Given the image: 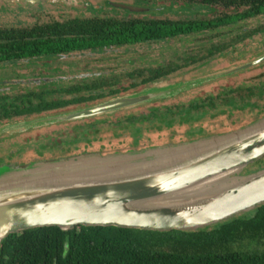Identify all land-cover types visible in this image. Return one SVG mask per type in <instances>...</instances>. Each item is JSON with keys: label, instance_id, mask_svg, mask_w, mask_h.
Here are the masks:
<instances>
[{"label": "trees", "instance_id": "trees-1", "mask_svg": "<svg viewBox=\"0 0 264 264\" xmlns=\"http://www.w3.org/2000/svg\"><path fill=\"white\" fill-rule=\"evenodd\" d=\"M170 1L210 8L220 6L231 11H224L216 16L171 19L146 17V14L140 12L120 13L117 7L107 2L106 5L115 8L113 14H99L101 10L98 5H92L91 8L97 12L91 16L36 22L27 26H0V65L30 58H51L76 52L160 43L213 33L221 27L264 16V0ZM256 31L264 32V27L248 36L254 35ZM231 44H222L217 52V46L212 51L206 47L189 58L179 56L168 64L136 68L129 74V80L124 82L96 80L94 84L86 82L71 87L54 86L51 90L0 95V124L22 117L65 112L139 92L169 80L180 69H187L192 64L198 65L193 69L205 66L212 61L211 53L219 55ZM206 50L207 52L202 53ZM217 99L221 102L217 103L215 97L209 94L207 101L199 97L186 104L153 106L142 113L120 115L123 117L116 123L121 129L119 135L132 132L134 144L138 147L146 139L150 143L151 137L144 136L143 129L150 133L158 131V134H164L168 130L172 132L170 140H173L180 136L178 130L194 125L206 116L216 117L227 113L235 116L239 112H244L240 114L241 118L221 125L243 126L264 116V81L243 82L241 86L223 91L222 96ZM175 107L180 109L174 110ZM193 111L201 112L196 115ZM97 125L99 123H91L88 128L80 126L83 129L82 136L55 140L53 147L66 144L69 147L57 152L69 153L80 148L81 143L87 142L83 155H95L87 151L97 138H89L88 132L91 130L92 134H97ZM188 130L179 142H190L194 137H204L201 135L207 132L203 127H189ZM43 155L42 153L40 156ZM67 155L75 156V153ZM60 156L54 155L53 158L55 161L63 159ZM78 156L80 155L75 157ZM263 169L264 158L246 168L244 175ZM0 264H264V205L220 224L193 231L162 232L116 226H78L71 230H63L57 226L34 228L10 234L4 239L0 247Z\"/></svg>", "mask_w": 264, "mask_h": 264}, {"label": "water", "instance_id": "water-1", "mask_svg": "<svg viewBox=\"0 0 264 264\" xmlns=\"http://www.w3.org/2000/svg\"><path fill=\"white\" fill-rule=\"evenodd\" d=\"M113 5L135 13L149 9ZM263 60L264 54L222 75ZM163 96V91L147 87L94 105L4 125L0 133L106 115ZM75 158L72 163L64 158L28 166L0 165V247L10 234L51 226L193 231L264 205V169L243 175L264 158V116L235 132L127 154ZM56 163L62 165L56 167Z\"/></svg>", "mask_w": 264, "mask_h": 264}, {"label": "rangeland", "instance_id": "rangeland-1", "mask_svg": "<svg viewBox=\"0 0 264 264\" xmlns=\"http://www.w3.org/2000/svg\"><path fill=\"white\" fill-rule=\"evenodd\" d=\"M26 1L27 0H6L7 5L5 6V0H0V24L27 26V24L30 25L36 22L91 16L93 13L97 12V10L91 8L92 5L99 6L98 8L101 10L99 14H113L112 12H114L115 8L106 5L107 2H111L112 4H131L146 8L151 7L148 9L150 11H147V13H140L146 14V17L154 16L171 19L206 15L216 16L224 11H231L220 6H212L213 8H210L199 4L172 2L170 0H84L82 3L77 0H63V2L57 3H52L51 0H45L46 2H38L41 4L36 7L27 6L28 2L26 3ZM86 1H89L90 5L85 4ZM118 10L120 13H131L126 9L122 10L118 8ZM122 16L126 15L122 14ZM263 27L264 16H260L243 20L238 24L221 27L213 33L197 34L160 43L109 48L96 52L85 51L54 56L48 59L41 58L29 60L31 65H34L33 67L28 60H24L15 65H3L0 67V71L4 70L11 76L23 78L19 79L18 82H14L13 80L7 79L1 81L0 77V95H14L26 86L42 84L44 81L45 83H52L53 86L57 87H71L74 84L86 82L94 84L96 80H118V82H124L129 80V74H132L136 68H147L168 64L176 60L179 56L189 58L193 54L197 55L206 47L211 48L210 50L212 51L213 48L217 46V49H215L217 52L222 44L232 43L228 49L220 53L223 54V56L211 53L212 61L205 66L193 69L198 65L192 64L187 69L186 67L180 69V71L169 80L152 86L151 89L154 91L159 89L161 92L163 91L165 95L155 101L124 108L106 115L51 123L22 131L1 132L0 165L28 166L34 162L54 163V155L56 157L61 155L60 157L67 159V163L75 162V160H78L75 156H81L86 152L84 150L87 142L81 143L80 148L69 153L67 151L57 152L68 145L62 144L58 147H53V142L55 140H65L70 136H82V128H88L91 123H99V125H97V132H95L97 134H92L91 130L88 132V134H90L88 135L89 138L96 137L97 140H94L93 146L88 149L87 152L101 154L102 156L113 155L117 152L127 154L131 150L163 146L169 143H175V141L177 142L176 144H179L181 143L179 141L183 139L181 138L183 137L182 135H185V133L189 131V127L190 129L203 127L207 131L201 135L204 137L240 130L245 124L243 126L231 124L230 126L223 127L221 124H229L232 120L238 117L241 118L242 115L240 114H244V112H239V114L235 116H231L229 113L216 117L206 116L194 125H188L184 129L181 128L178 130L180 136L173 140H170L172 132L168 130H165L164 134H158V131L150 133L143 129L144 136L151 137L150 143L149 140L146 139L148 143H146L145 140V142H142L141 146L137 147L134 144L135 137L132 132L129 131L122 136L119 135L121 129L118 128L116 123L123 117L120 116L123 114L133 112L142 113L153 106H177L182 103L186 104L199 97L207 101L209 94L213 95L217 103H219L221 100L217 98L221 97L222 92L229 90L230 87L241 86V84L246 81L253 83H257L259 80L264 81V60L245 70L237 71L233 74L222 75V73L232 69L234 66H239L240 64L255 60L264 54V32L256 31L257 33H253L254 35L248 36L249 33L255 32L256 29L258 30ZM245 34L247 35L244 36ZM240 38L242 39L240 40ZM234 42L235 45L233 46ZM205 52H207V50L202 51V53ZM13 83H16V85H13ZM176 109L180 108L175 107L174 110ZM71 110L75 109L72 108ZM199 112L201 111H193L196 115ZM54 114H58V112L39 115L32 119ZM26 120L31 119H17L12 122L0 124V127L3 129L4 125ZM124 122L126 123V121ZM146 125L150 127V125ZM80 126L82 127L81 129L79 128ZM199 137L200 136L194 137L192 140L198 139ZM182 142L187 141L185 140ZM55 152L57 153L55 154ZM42 153L44 155L40 156ZM72 153H75V156L67 155ZM61 165L56 163L55 166L58 167ZM245 170L243 175L245 174Z\"/></svg>", "mask_w": 264, "mask_h": 264}, {"label": "flooded vegetation", "instance_id": "flooded-vegetation-1", "mask_svg": "<svg viewBox=\"0 0 264 264\" xmlns=\"http://www.w3.org/2000/svg\"><path fill=\"white\" fill-rule=\"evenodd\" d=\"M28 2V3H27ZM5 6L7 5V2H6V0H5ZM26 3H27V6H31V7H36V6H39V4H41V3H38V2H36V0H27L26 1ZM111 3V2H110ZM85 4H89V1H86L85 2ZM112 4V3H111ZM97 6V5H96ZM114 6V5H113ZM118 8V7H117ZM149 8H151V7H149ZM158 8V7H157ZM152 10V9H151ZM4 24V23H3ZM7 25H9V24H5V25H1L0 24V26H2V27H5V26H7ZM11 25V24H10ZM77 53V52H76ZM73 54V53H72ZM63 55H65V54H63ZM60 56V55H59ZM48 58H50V57H48ZM48 58H46L45 57V59H48ZM41 59V58H40ZM29 60H34V58H30V59H28V62H29ZM22 61H19V62H16V63H4V64H1L0 65V67H2L3 65H7V66H9V65H11V64H13V65H15V64H19V63H21ZM30 63V62H29ZM30 65H31V63H30ZM32 67L34 66V65H31ZM0 73H1V75H0V77H1V81L3 80V79H7V80H13L14 82H18V80L19 79H23V78H18L17 76H11V75H9L8 74V72H6V71H4V70H1L0 71ZM32 75V74H31ZM33 76V75H32ZM3 81H5V80H3ZM13 85H16V83H13ZM52 85V86H51ZM51 87H54L53 86V84L52 83H45V81H44V83H42V84H35V85H33V86H26L24 89H20L21 91L20 92H26V91H33V90H51ZM11 89H13V88H11ZM10 89V90H11ZM34 117V116H33ZM33 117H22L23 119H32ZM19 119H21V118H19Z\"/></svg>", "mask_w": 264, "mask_h": 264}]
</instances>
